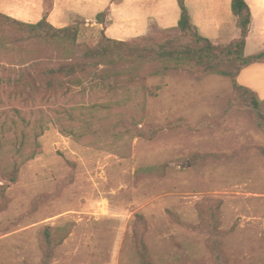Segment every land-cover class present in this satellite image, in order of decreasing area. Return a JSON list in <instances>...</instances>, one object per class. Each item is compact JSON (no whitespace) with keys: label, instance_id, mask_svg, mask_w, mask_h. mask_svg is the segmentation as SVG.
<instances>
[{"label":"rangeland","instance_id":"374dc122","mask_svg":"<svg viewBox=\"0 0 264 264\" xmlns=\"http://www.w3.org/2000/svg\"><path fill=\"white\" fill-rule=\"evenodd\" d=\"M187 1L195 17L214 11L208 18L226 19L225 0ZM128 2L0 0V12L37 23L48 11L56 28L78 23V42L88 45L102 30L131 41L158 39L176 26V0ZM227 6L232 17L230 0ZM13 49V38L2 34L0 64L15 63ZM260 51L264 45L249 39L245 53ZM161 67H110L115 92L86 84L33 103L0 93L1 118L7 111L19 123L17 108L30 123H19L30 137L26 146L41 117L44 129L40 152L20 167L16 183L0 175V264H44L46 230L55 240L47 264H141L140 241L150 264H264V118L228 77L156 74ZM6 135L13 151L20 139ZM209 208L219 219L215 228L202 223Z\"/></svg>","mask_w":264,"mask_h":264},{"label":"trees","instance_id":"16d2710c","mask_svg":"<svg viewBox=\"0 0 264 264\" xmlns=\"http://www.w3.org/2000/svg\"><path fill=\"white\" fill-rule=\"evenodd\" d=\"M177 5L180 12L177 25L166 29L158 39L142 37L117 41L107 38L102 30L101 38L94 45L78 42V23L62 28L52 26L47 20L48 11L37 23H25L0 12V33L13 38L15 51L14 64H0V93L9 92L14 98L33 103L37 98L56 99L74 87L85 88L86 84L89 88L115 92L120 88L118 75L109 73L110 67L157 62L162 67L156 74L188 70L197 79L210 74L230 78L233 91L243 98L244 104L264 118L260 112L263 101L255 92L237 82L243 69L264 64V52L250 56L244 53L252 19L246 0H231L238 36L227 44H214L202 36L191 21L185 1L177 0ZM106 12L96 15L97 24H105ZM11 110L16 113L20 124L24 127L30 125L21 116L20 109ZM7 113L1 112L3 119L0 115V175L13 184L17 181L20 167L40 152L38 138L44 129L41 117L36 125L31 126L33 145L26 146L30 138L26 134L28 132L19 127L15 119L7 118ZM11 131L17 140L20 139L13 145V151L7 148L6 134ZM138 135L145 136L142 132ZM207 214V220L202 217L203 225L215 228L219 223L217 213L209 208ZM51 231L46 230L40 235L44 264L48 263L55 247ZM138 255L141 264H150L142 241Z\"/></svg>","mask_w":264,"mask_h":264},{"label":"crops","instance_id":"0c3cea01","mask_svg":"<svg viewBox=\"0 0 264 264\" xmlns=\"http://www.w3.org/2000/svg\"><path fill=\"white\" fill-rule=\"evenodd\" d=\"M129 0H122L123 2V7H126V5L129 3ZM185 1V5L187 6L188 1ZM225 14H226V19L225 21H219V23H216L214 19L208 18L211 15H214V11H207L206 13H201L198 16L195 17V15L190 12L191 8H188V11L191 16V21L192 23L197 27L199 33L208 38L211 42L214 44H227L237 38L238 36V30L235 25V19L232 15V17L229 16L228 12V2L229 0H225ZM250 11H251V26H250V33L247 37L246 40V45H245V50L248 44L249 39L252 40L253 44L255 46H261L264 45V2L263 0H246ZM176 5H177V0H176ZM178 7V5H177ZM179 9V8H178ZM230 9H231V0H230ZM180 14V12H179ZM232 14V12H231ZM256 14H259L261 17L259 21L257 22V31L256 35H253V30L255 28L256 24ZM130 20V16L127 18ZM134 20V19H133ZM179 20V18H178ZM177 17L175 16V25H177ZM237 32H236V30ZM225 30V33H222V30ZM226 40H228L226 43ZM244 50V53H245ZM264 52V51H260ZM260 52H256L253 54H257ZM253 54H246V56H250ZM237 82L252 90L257 94L260 100L264 102V64H254L251 65L245 69H243L240 74L237 77Z\"/></svg>","mask_w":264,"mask_h":264}]
</instances>
